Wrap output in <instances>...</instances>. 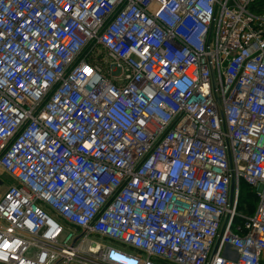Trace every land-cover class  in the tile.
Wrapping results in <instances>:
<instances>
[{"label":"built area","instance_id":"1","mask_svg":"<svg viewBox=\"0 0 264 264\" xmlns=\"http://www.w3.org/2000/svg\"><path fill=\"white\" fill-rule=\"evenodd\" d=\"M0 169V264H264V0H0Z\"/></svg>","mask_w":264,"mask_h":264},{"label":"rangeland","instance_id":"2","mask_svg":"<svg viewBox=\"0 0 264 264\" xmlns=\"http://www.w3.org/2000/svg\"><path fill=\"white\" fill-rule=\"evenodd\" d=\"M99 55V54H98ZM15 181L11 178L10 175L6 174L0 169V199L2 198V195L5 193L8 187L15 185ZM242 190V197L240 201V213L252 215L254 213V210L257 206V199H253V197H250V200L248 199V196L250 194H253L255 197V192L252 191L251 187L243 183L241 186ZM251 206H254L255 208L252 209Z\"/></svg>","mask_w":264,"mask_h":264},{"label":"trees","instance_id":"3","mask_svg":"<svg viewBox=\"0 0 264 264\" xmlns=\"http://www.w3.org/2000/svg\"><path fill=\"white\" fill-rule=\"evenodd\" d=\"M250 197H253V199H255V197H254L253 194H250V195L248 196V199H249V200H250ZM251 208L254 209L255 207H254V206H251ZM254 211H255V210H254Z\"/></svg>","mask_w":264,"mask_h":264},{"label":"bare ground","instance_id":"4","mask_svg":"<svg viewBox=\"0 0 264 264\" xmlns=\"http://www.w3.org/2000/svg\"><path fill=\"white\" fill-rule=\"evenodd\" d=\"M99 247H100V246H99ZM98 249H99V248H98ZM98 249H97V250H95V252H94V253H97Z\"/></svg>","mask_w":264,"mask_h":264},{"label":"crops","instance_id":"5","mask_svg":"<svg viewBox=\"0 0 264 264\" xmlns=\"http://www.w3.org/2000/svg\"><path fill=\"white\" fill-rule=\"evenodd\" d=\"M100 246V245H99Z\"/></svg>","mask_w":264,"mask_h":264}]
</instances>
